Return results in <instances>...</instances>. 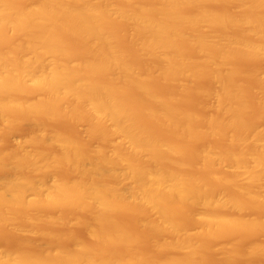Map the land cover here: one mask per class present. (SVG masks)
Returning <instances> with one entry per match:
<instances>
[{"label": "bare ground", "instance_id": "6f19581e", "mask_svg": "<svg viewBox=\"0 0 264 264\" xmlns=\"http://www.w3.org/2000/svg\"><path fill=\"white\" fill-rule=\"evenodd\" d=\"M120 35L128 37L121 39L127 41L126 49L135 46L155 63L135 66L128 61L124 56L133 53L125 55L126 49L118 48ZM239 59L241 63L236 62ZM241 59L251 60L250 67L264 60V0H0V124L29 126L13 148L0 145V226L9 230L21 224L25 230L40 220L49 228L61 218L59 208H71L73 213L61 218L67 222L63 231H42L41 225L40 247L30 249L27 242L26 247L2 249L0 264H204L200 245L216 238L227 239L225 246L232 244L219 249L224 253L231 249L229 255L221 251V258L235 261L237 252L245 249L238 246L236 252L238 242L233 245L231 237L240 231L248 232L238 233L244 237L264 231V72L257 71L262 66L241 68ZM244 75L250 78L249 86L254 82L253 94L242 83L249 81L247 77L239 81ZM153 77L160 85L172 83L171 89L163 85L159 90ZM183 92L200 94L201 102L197 101L206 103L205 110H189L196 99L188 94L192 97L185 100ZM179 96L191 105H180L184 101L179 103ZM251 105L257 108L252 109L254 114ZM247 110L255 118L260 115V120H248ZM60 118L86 124L98 144L92 146L89 135L84 143L80 133L72 135L76 139L51 130L45 120ZM212 139L229 142L225 147L220 142L225 149L216 152L219 142ZM189 144L195 147H188V154ZM184 153L195 154L200 162L214 159V165L224 161L241 169L234 176L227 173L228 178H224L227 171L220 175L223 172L217 170L221 179H212L210 170L207 181L220 183V188L227 183L224 187L231 185V192H221L222 187L219 193L217 183L212 188L202 180L203 174L199 176L212 164L183 167L186 172L198 167V177L184 172ZM57 169H62L59 176ZM124 180L130 185L124 186ZM246 206L262 213L257 210L259 216L247 217L241 214L245 208L248 211ZM43 208L54 209L55 215L40 214ZM75 209L88 218L65 221L74 217ZM122 211L127 212L125 217ZM128 212L133 219L130 226L136 225L135 218L139 229L148 228H142V234L145 230L153 234L146 232L153 237L149 238L153 242H146L149 248H171L173 253L178 249L181 255L168 250L171 256L162 260L139 256L135 237L141 233L137 225L132 226L136 235L127 227ZM190 218L197 227L192 232L185 226ZM77 223L84 226L88 241L72 233ZM256 243L263 242L246 244V252L252 251L247 257L264 252V246Z\"/></svg>", "mask_w": 264, "mask_h": 264}, {"label": "rangeland", "instance_id": "374dc122", "mask_svg": "<svg viewBox=\"0 0 264 264\" xmlns=\"http://www.w3.org/2000/svg\"><path fill=\"white\" fill-rule=\"evenodd\" d=\"M227 7H228V6H227ZM125 29H127V28L124 27V30H125ZM124 30H123V33H121V34H124ZM126 33L128 34V30H127V32H126V30H125V34H124V35H126ZM122 36H123V35H122ZM126 36H128V35H126ZM126 36H125V38H124V36L121 37V35H120V36H118L117 38L120 39V41H121L122 38L127 40L128 37H126ZM119 37H121V38H119ZM118 39H117V41H118ZM70 40H71V39H70ZM71 41H72V40H71ZM120 41L118 42L119 46H118V45H117V46H118V48H120L121 51H124V48H125L124 45L127 46V44H126L127 41H125L126 43L124 42V40H122L121 42H120ZM124 43H125V44H124ZM116 44H117V43H116ZM120 44H122V45L120 46ZM128 45H129V46H132V45L129 44V43H128ZM122 46H123V48H121ZM133 47H134V48H133ZM127 48H128V46H127ZM125 49H126V48H125ZM127 53H133V54H128V55H126ZM124 54L126 55V56H124V57H126V59H127L128 61H130L131 63H133L135 66L138 65V63H139V64H143V65H141V66H149V63H150V66H152L153 63H155V61H153V60H152L153 58L151 59V57H142V56L139 54V52H138V50H137V48H136L135 46H132V48L130 47L129 49H126L125 52H124ZM137 55L140 56V57H138L139 60L137 59L138 62L135 60V58H137V57H136ZM140 58H144V59H141L142 63H140ZM145 59H146V60H145ZM262 59H263V58H262ZM131 60H132V61H131ZM244 60L247 61L246 59H243V60L241 59V61L244 62V65H242L243 67H241V68H244V67H245V70H246V69L249 70L250 68H254V67H255L254 69L257 70V69L259 68V66H262V70H261V71H260V70H257V71H259L260 73L264 72V60L261 61V59H260V60L258 59V60L260 61V62H258V63H259L258 65H257V62H256V63L254 62V63L258 66V68H257V66L250 67V64L248 65V63H249L251 60H250L248 63H245ZM256 60H257V59H256ZM256 60H255V61H256ZM135 61H136V62H135ZM236 62H237V63H241V62H240V59L237 60ZM236 62H235V63H236ZM251 62H252V61H251ZM135 63H137V64H135ZM146 63H147V64H146ZM252 63H253V62H252ZM144 64H145V65H144ZM151 64H152V65H151ZM245 64H247L250 68H247V67H246L247 65L245 66ZM139 66H140V65H139ZM240 66H241V65H240ZM240 66L238 65V67H240ZM251 66H253V64H252ZM242 70H243V69H242ZM254 71H255V70H254ZM259 72H258V73H259ZM240 76L242 77V75H240ZM240 76H239V78H240ZM244 76H245V78H244ZM244 76H243V79H239V81L242 82V80H245L246 77H247V80H245V81H246V82H247L248 80H249V81H248L247 83H245V82H242V83H244L245 85L247 84L248 86H246V87H248V88H249V87L252 88V86L255 87V86H254L253 79H252L253 84H252V82H251L252 86H251V85L249 86L248 83H250V78L248 79L249 76H246V75H244ZM152 80H153V82H155V83L157 82V81H156L157 79H155L154 77L151 79V81H152ZM201 81H203V80H201ZM153 82H152V83H153ZM199 82H200V81H199ZM203 82L205 83V81H203ZM207 82H208V81H206V84H207ZM241 82H240V83H241ZM201 83H202V82L198 83V85L201 84ZM153 84H154V83H153ZM171 84H172V83L169 82V83H165V84L161 83V85H160V84L157 82V83L154 84V85H156L157 88L160 90L161 87H164L163 85H166V88L169 86V88L171 89V87H172ZM208 84H209V83H208ZM255 84H256V83H255ZM201 85H203V83H202ZM245 85H244V86H245ZM169 88H167V89H169ZM162 89H164V88H162ZM246 89H247V88H246ZM248 90H249V89H248ZM251 90L254 91V88L250 89L249 91H251ZM249 91H247L248 95H249ZM252 91H251V93L253 94ZM186 93H187V95H186ZM186 93L183 92V93H180V95L183 96V94H184V96L186 95L187 97L190 96V95H193V96H194L193 99H194V98L196 99V101H195V100H194V101L192 100V102H194V104L192 105V109L190 108L189 110H191V111H197V108H198V110H199V108H200L201 110H200V111H197V112L202 113L201 111H202V110H205V104H206V103H205V101H204L205 104H203V102L201 103V104H203V107H202V108H204V109H202V108H201V104L198 103V101L201 102V100H200V99H199V100L197 99V98H201V97L199 96L200 94L198 95V93H195V92H192V94H190L191 92H189V93L186 92ZM188 94H190V95H188ZM252 94H250V98H252V97H251ZM182 96H179V103H180L181 101H184L183 103L181 102L180 105H183V104H184V105H185L184 107H186V104L189 105L190 102H189V101H186L187 103H185V100H189V98L192 97V96L188 97L187 99L184 97L185 100H184V99H183V100L181 99V98H183ZM252 96H253V95H252ZM202 97H203V96H202ZM250 98H249L248 101L251 103V102H252V99H251V101H250ZM203 99H204V98H203ZM180 100H181V101H180ZM197 100H198V101H197ZM202 101H203V100H202ZM192 102H191V103H192ZM196 102H197L199 105H198ZM191 103H190V105H191ZM252 103H253V102H252ZM190 105H189V106H190ZM195 105H196V106H195ZM197 105H198V106H197ZM252 105H253V104H252ZM252 105L249 106V108H250L251 110H252V109H255V108H254L255 106H252ZM189 106H188L187 108H189ZM194 106H195V109L193 110ZM184 107H183V108H184ZM196 107H197V108H196ZM252 107H253V108H252ZM187 108H186V109H187ZM251 110H250V111L247 110V115L250 117V119L248 118V120H251V121H252L251 117H254V115L250 114L249 112H252V111H253V114H254L255 110L257 111V108H256L255 110H252V111H251ZM203 112H204V111H203ZM257 113H259V111L256 112V116H258V115L260 114V113H259V114L257 115ZM247 115H245V116H247ZM250 115H251V116H250ZM248 116H247V117H248ZM259 117H260V115H259ZM259 117H258V118H259ZM254 118H255V117H254ZM256 118H257V117H256ZM256 118H255V119H256ZM258 118L256 119L257 121L260 120V118H259V120H258ZM45 120L47 121L46 123H48L49 126H50V125L53 126V128H52L51 126H50V127H51V128H50L49 126L47 127V125H44V124H46V123H44V124L42 123L44 126L47 127V129L50 128L51 130H54V131L58 129V130H60L59 133L62 131L61 133H64L65 135L67 134L66 136H69V137H71L72 135H75V134L77 135V134L80 133V134H79L80 136H78V137H79V139H80V137L83 135V136L81 137V139H83V142H84V143H85L84 140H85V139L87 140V138H88L87 136H88V135H89L90 137H92L89 133H87L86 124H83L82 122L71 121L70 119L68 120V118H62V119L60 118L59 120H61V121H59V120L54 121L53 119H52V120H50V119H45ZM49 120H50V121H49ZM66 120H67V121H66ZM41 121H44V120L41 119ZM68 121H71V123L68 122ZM253 121H254V120H253ZM257 121H255V122H257ZM44 122H45V121H44ZM50 122H51V123H50ZM72 122H74V123L72 124ZM75 123H76V124H75ZM78 123H79V124H78ZM10 124H11V123L7 124V127L5 126L6 124H0V130H1V132L3 133V134L1 133L3 137H1V134H0V137H1V139H0V141H1V142H0V145L2 144L3 148H4V147L7 148V147H9V146H11L10 148H13V146L15 145V143H16V142H17V143L20 142V140H22V139L25 137L26 133H27L28 130H29V126H28L27 124H25L24 122H23V123H21V122H16L15 124H14V123H12L11 125H10ZM26 125H27V126H26ZM260 125H261V124H260ZM262 125H263V124H262ZM4 126H5L6 128H5ZM12 126H13V127H12ZM1 128H2V129H1ZM54 128H55V129H54ZM153 128H154V129H157L156 126H154ZM69 130H70V131H69ZM83 132H84V133H83ZM70 135H71V136H70ZM73 137L76 138V139H78L77 136H72V138H73ZM90 137H89V138H90ZM221 137H222V136H221ZM221 137L219 136V138H221ZM84 138H85V139H84ZM92 138H93V137H92ZM92 138H90V139H92ZM217 138H218V137H217ZM217 138H216V139H217ZM81 139H80V140H81ZM93 139H94V138H93ZM222 139H223V138H222ZM222 139H221L220 141H219V139L216 140V141H215V139H212V141L214 140L213 142H217V141L219 142V144H218V148L215 147V146H216L215 143H214V144H215V146H214V145L212 144L213 142H212V141H209V142H212V143H211V144H212V147H213V148L215 147L214 151L216 150V152H217V150H218L219 148H222V147H219L220 142H221V144L223 143L222 145H224V147H225V144H224V143H225L227 140L224 142L223 140L226 139V138H224L223 140H222ZM95 140H96V139H94V141H92V140H91V141H90V140H87V141L91 142L90 144H92V146H93V145L95 144V142L97 141V140H96V141H95ZM210 140H211V139H210ZM87 141H86V143L89 144V142H87ZM222 141H223V142H222ZM81 142H82V141H81ZM192 142H193V141H192ZM218 142H217V143H218ZM228 142H229V141H228ZM228 142H226V143H228ZM84 143H83V144H84ZM93 143H94V144H93ZM190 143H191V142H190ZM196 143H197V142H196ZM88 144H86V146H87L88 148H90V147H89L90 145L88 146ZM97 144H98V142H97L95 145H97ZM186 144H187V142H186ZM229 144H230V143H229ZM12 145H13V146H12ZM84 145H85V144H84ZM95 145H94V146H95ZM222 145H221V146H222ZM226 145H228V144H226ZM86 146H85V147H86ZM191 146H193V144H191ZM191 146H190V144H189L188 146L186 145V149H187L186 152H187L188 154L191 152V150H190V152H189L188 147H189V148H192ZM196 146H197V144H196ZM0 147H1V146H0ZM50 147H52L53 150H54V147H53V146H50V145H48V148H47V149H49ZM193 147H195V144H194ZM224 147H223V148H224ZM227 147H228V146H227ZM230 147H231V145H230ZM223 148H222V149H223ZM228 148H229V147H228ZM7 149H8V148H7ZM50 149H51V148H50ZM224 149H225V148H224ZM51 150H52V149H51ZM219 150H220V149H219ZM220 151H222V150H220ZM192 152H193V151H192ZM187 153H184L185 156H184V155H182L183 157L181 156L182 158H185L184 161L186 162V163H184V162L182 161V165H183V163L185 164V165L182 166V168L184 167V168L190 169V168H193V167H194V166L192 167L191 165H195V164H196V165L198 164V166L201 167V165H202L204 162H206V164L208 163V164H207L208 166H209V164H212V165H210L211 168L209 167V170H208V171H205V170H204V169H205V168H204L205 165H203L204 167L202 166V168H204L202 171H203V172L205 171V173H203V172L201 173V171L199 172V171H198V167L194 168V169H195V170L193 169L194 171H193V170L191 171V172H193V175H194V176H197V177H198V175H197V173H196L197 171L200 173V174L198 173L199 176H200L201 174H203V176L201 175V176H202V180L205 181V179H206L205 182L211 184V185H212V188L214 187V184H216V183H217V184H216L217 186L220 185V183H218V182H216V181H214V180H213L214 182H212V179H214L215 177H216V178H217V177L220 178V176H217V175H219V173H220L221 171H222V172H223V171H225V172L227 171V172H226V177L223 176L224 178H228V175L231 174L230 171H232L233 176L236 175L235 173H233L234 171H235V172H239V173L242 172L241 169L239 170V169H234V168L230 167L229 163H227V164H226V163H223L224 161L221 162L220 160H217L219 163L221 162V163L223 164V166H222L221 163H220V165H217V163H215V165H214L213 163L216 162V161L213 162L214 159H212V160H210V161H208V162H207V161H204V162L202 161V162H200V161H198L199 159L195 156V154L192 155V157H193V156L196 157V158L194 159V158H192L191 156H188ZM186 155H187L188 157H187ZM189 157H191L193 160H191V158H189ZM181 160H182V159H181ZM194 160H195V161H194ZM211 161H212V163H211ZM199 163H202V164L200 165ZM213 165H214V166H213ZM208 166H206V167H208ZM212 166H213L214 168L217 167V168H215L216 170H212V169H214ZM218 166H221V167H219V168H222L223 170H222V169H218ZM184 168H183V169H184ZM183 169H182V171H183ZM187 169H184V170H185L184 172H186ZM207 169H208V168H207ZM59 170H62V169H59ZM59 170L57 169V171H56V172H57V173H56L57 176H59V175L62 174ZM200 170H201V169H200ZM210 170H211L212 172L214 171V173H213L214 176L211 175V176H212V179H211V181L208 182L207 180H209V178H210L209 175L212 174V172H211ZM217 170H219L220 172H219V171L217 172ZM238 170H239V171H238ZM64 171H65V170H64ZM64 171H63V172H64ZM189 171H190V170H188L186 173L192 175V173L189 172ZM194 172H195V173H194ZM206 172H207V173H206ZM215 172H216V173H215ZM229 172H230V173H229ZM223 173H224V172H223ZM223 173H221L220 175H225V173H224V174H223ZM227 173H229V174H227ZM232 174H231V176H232ZM63 175H67V174L64 173ZM207 175H208V177L206 178ZM201 176H200V177H201ZM200 177H199V179H200ZM229 177H230V176H229ZM221 178H222V177H221ZM221 178H220V179H221ZM217 180H218V179H217ZM126 182H127V183H126ZM130 183H131V182H130L129 180H124L123 185H124V186H127V185H130ZM213 183H214V184H213ZM223 184H224V183H223ZM225 184L229 186V184H227V183H225ZM216 185H215L214 188H217ZM226 185H222V184H221V186L223 187V189L221 190L222 187L220 188V186H219V189H218V190L216 189V190L219 191V193H220V190H221V192H223L224 190H226L225 192H229V191L232 189V188H231L232 186L230 185L229 188H228V186H227V188L225 189ZM224 186H225V187H224ZM216 190L214 189V191H216ZM230 192H231V191H230ZM246 207H247L248 211H247L246 208H245V211L243 210L244 212L241 211L242 213H241V212H240V213L243 214V215H246L247 217H249V214H253V215L255 214V215L257 216L259 213H255V212H258V211L262 213V210H258L259 208H257V210H258V211H257L256 209H252L251 206H246ZM248 207H249V208H248ZM253 208H254V207H253ZM50 209H51V208H50ZM57 209H58V208H56V210H57ZM66 209H67V208H66ZM66 209L63 208V209L61 210V209L59 208V209H58V212L56 211V213H57V214L59 213V214L61 215V218H65V217L67 218L68 215L71 216L73 213H72V214L70 213V212H71V208L69 209L70 211H68V209H67V210H66ZM243 209H244V208H243ZM41 210H42V211H41ZM41 210H38L40 214H47L46 212H48V214H49V213H52V211H53L54 209H52L51 212H50V210L48 211V208H47V211H46V209H45V211H43L44 208L41 209ZM59 210H60V211H59ZM252 210H253V211H252ZM35 211H36V210H35ZM38 211H37V212H38ZM61 211H62V212H61ZM65 211H66V212H65ZM73 211H75V212H74V213H75V214H74V217H71L69 220H66V219H65V221H71L72 218H73V219H72V221H73V220H75V219H74L75 217H78V218L81 220L82 215L80 214V212H79L78 214H76V212H78V211H82V210H77V211H76V209H75V210H73ZM73 211H72V212H73ZM127 211H128V210H127ZM223 211H224L223 213H225V210H223ZM254 211H255V212H254ZM31 212H32V211H31ZM44 212H45V213H44ZM122 212H124V214H123L124 216H123V217H125L127 212H126V211H122ZM125 212H126V213H125ZM228 212H229V211H228ZM81 213H86V212H83V211H82ZM119 213H120V212H119ZM129 213H130V212H128V214H127V215H128V218H129ZM221 213H222V212H221ZM240 213H239V215H240ZM52 214L55 215V212L52 213ZM86 214H87V213H86ZM86 214H84V215H86ZM120 214H122V213H120ZM120 214L116 213V216H117V215L120 216ZM133 214H134V213H133ZM225 214H227V212H226ZM75 215H76V216H75ZM77 215H78V216H77ZM84 215H83V216H84ZM88 215H89V214H88ZM253 215L250 216V217H253ZM259 215H260V214H259ZM259 215H258V216H259ZM21 216H22V215H21ZM21 216H18V217H17V214L15 215V217H17V218H20ZM57 216H59V215H57ZM62 216H63V217H62ZM64 216H65V217H64ZM72 216H73V215H72ZM131 216H132V215H130V217H131ZM85 217H86V216H84V218H83V217H82V218H83V219H87V218H88V216H87V218H85ZM120 217H121V220H122L123 217H122V216H120ZM134 217H135V215H134ZM136 217H137V216H136ZM244 217H245V216H244ZM17 218L15 219V221L17 220ZM21 218H22V217H21ZM58 218H59V217H58ZM61 218L57 219L58 221L56 220V222H54V223H56V224L53 223V225L50 226L49 228L46 227V225H48L49 223H47V224H46V223H43V225H42V224H40V223L42 222V221H40V220H38V222H40V223H38V224H37V221H35V223H36L35 225H34L33 222H32V224H31V225H33V226H32L33 228H31L32 230H31V229H27L28 226L31 227V225H28L27 227H25L27 230H26L25 228H24L25 230H23V229L21 230V224H18V226L20 225V226H19L20 228H19L17 225L15 226V224H14L15 227H18V228H19V230H18L19 232H14L13 229H14L15 227H14L13 229L9 228V225L12 227L13 224H9V225L7 224V225H8L7 227L9 228V230H7V228L4 229V225H5V224H4L2 227L0 226V254L2 253V251H3L5 248L12 247V246L16 247L17 245H20V244L26 247V246L29 244V242H30V245H31V246L29 245V246H30V249L32 248V246H33V248H34L36 245H38L37 247H40V246L43 245V243H44L43 240H42V238H41V236H40V231H41V229H42L41 225L44 226V228H46V229L43 228L44 230L42 229V231H48V230H49V231H52V232H55V231L58 232L60 229L63 231V230H65V229L63 228V226H64L65 223H67V222L64 223V222H63L64 220L61 219ZM78 218H76V219H78ZM116 218L119 219V217H116ZM126 218H127V217H126ZM185 218H187V217H185ZM83 219H82V220H83ZM124 219H125V218H124ZM124 219H123V220H124ZM136 219H138V217H137ZM19 220H20V219H19ZM121 220H120V222H121ZM127 220H128V219H126L125 222H126ZM130 220L133 221V219L129 218L127 227H128V228L131 227L129 230H131V232L134 233L135 235L137 234L138 231H140V233L142 234V230H144L145 228L148 229L147 227H142L143 225H142L141 227L144 228V229H142L141 227H140L141 229H139V226H140L141 223H140V224L138 223V224H139V226H138V225H137V220H135V218H134V221L136 222L135 224L137 225V227H138L139 230L136 229V228H137L136 225H132V226L136 227V228H134V227L132 228V226H130L131 224H129V223H131ZM139 220H140V219H139ZM139 220H138V222H139ZM187 220H189V217L187 218ZM187 220L185 219V221H187ZM59 221L62 222L61 225H60V222H59ZM118 221H119V220H118ZM129 221H130V222H129ZM140 221H141V220H140ZM182 221H183V219H182ZM185 221H184V222H185ZM190 221H191L190 223H189V221H187L185 224H187V225H190V224H193V225H194V224H195L192 218H190ZM192 221H193V222H192ZM19 222H20V221H19ZM21 222H22V221H21ZM43 222H45V221H43ZM57 222H58V223H57ZM73 222H74V221H73ZM23 223H25V221H24ZM63 223H64V225H63ZM132 223H133V222H132ZM142 223H144V222H142ZM25 224H26V223H25ZM77 224H78V223H77ZM133 224H134V223H133ZM39 225H40V226H39ZM50 225H51V223H50ZM70 225H71V224H70ZM123 225H125V224H123ZM187 225H185V226H186V228H189V230H191V228H193V227H194L195 229L197 228V227L195 226L196 224H195L194 226H191V227H188ZM23 226H24V224H23ZM48 226H49V225H48ZM58 226H60V227H58ZM66 226L69 228L68 225H66ZM71 226L73 227V225H71ZM144 226H145V223H144ZM5 227H6V225H5ZM30 227H29V228H30ZM64 227H65V226H64ZM72 227H71V229H72ZM125 227H126V226H125ZM18 228H16L15 230L17 231ZM37 228H38V229H37ZM39 228H41V229H39ZM194 228L192 229L193 231H195ZM10 229L13 230V231H10ZM82 229H85L84 226L82 227V226H80V224H78L77 226L74 225L73 230H71V231H72V233H73V232L75 233V235H74L75 237H78V238H81V239H82L81 236H83L84 239L88 241L89 239L86 237V235H84V234H86V233H85L86 231L84 232ZM132 229H134L135 232H136V230H137V232H136V233L133 232L134 230L132 231ZM39 230H40V231H39ZM61 230H60V231H61ZM189 230H188V231H189ZM192 230H191V232H192ZM23 231H25V233H24ZM69 231H70V228H69ZM71 231H70V232H71ZM147 231H148V230H145L144 232H145V235H146L145 237H146L148 240H147L146 238L144 239V237H143L144 232H143L142 235H141L140 233H138V234H140V236L138 235L140 238H139V237L137 238V235H136V237H135V238H136L135 242L137 243V244H136V245H137V246H136V249H137V250H135V251H137V253L139 254V256H141V254L144 253V254H148V255H150L151 257H154V258L156 257L155 259H157V260H162L165 256H167L166 254H168V257H170V256H171V253H170V252L168 253V252H166V251H168V250H171V251H172L173 249H171V248H170V249H167V248H166V250H165V249L162 247V250H161V248H160L159 246L157 247V246H155V245H153V246H154V247H157V248H156L157 250H156V249L154 250V249H153L154 247L151 246V245H150V248H149V246L147 245L146 242L149 241V240H151V239H149V238H150V236L152 237L153 234H152L150 231H149V232H147ZM22 232H23V233H22ZM37 232H39V233H37ZM146 232H147V233H151L152 235L150 234V236L148 237V236H147L148 234H146ZM240 232L246 233L247 231H240ZM240 232L235 233V234H237V236H234L233 234H232L233 237H231L232 235H231V236H230V235L227 236V238L231 237V238L233 239V240L230 239L231 241L228 240L229 242H233V245H235V244L238 242V245H235V246H236V248H235V249H236V252H237V250H240L239 248H237L238 246L241 248V250L243 249L242 247H244V249H245V250L243 249V250H244V251H243L244 253L241 252V251H238L239 253L241 252V253L239 254V253L237 252V255H235V256H236V259H235L236 262L233 261V259H230V260H229L228 258H230V257H228V258H227L228 260H227V259L225 258V257H226L225 255H223V256H225V257H223L224 259L221 258V256H222L221 251H223V250L220 251L219 249H224L225 247H228V245H231V247H232V244H230V243H228V245H226V246L223 244V243H225V242L227 243V239H225L226 241H222L224 238H223L222 240L220 239V241H219V238H218V239L216 238V240H213V241H211L212 239H210V240L208 241L207 239H209V238H205V239L202 238L201 240H203L204 242H205V240H207L208 242L206 241L205 243H202V245H200L201 247H202V246L204 247L203 249H201V247H200V249L202 250V251L200 250V252L202 253V254L200 253V256H201V255H204V259L202 258L201 261H202L204 264H211V263H212V264H214V263H215V264H216V263H217V264H221L222 262H221V263H218V261H221V260H223V263L229 262L230 264H249V262H254V263L264 264V257H263V256H264V255H263L264 252L262 253V251H259V253L257 252L258 254L255 253L254 255H251L250 257H247V256H248V254H250L252 251L250 252V251L248 250L249 253L246 252V251H247V249H246V244H247V246H249V242H253V241H254V242H260V243L263 242L262 245L264 246V235H263V234H264V231H263L262 234H261V231H260V233H259V232L257 233V231H255L254 233H256V234H258V235H256V234L253 233V234H254V237H252V236H253L252 233H251V235H250V233H249L248 236H245V237H247V238H245L243 235H238V233L240 234ZM19 233L22 234V235H24V236H23V237L20 236ZM74 233H73V234H74ZM76 233H77V235H76ZM247 233H248V232H247ZM244 235H246V234H244ZM249 235L251 236V238H248V237H250ZM158 236H159V235H157V236H155V237H157V238H160V237L165 238V237H166L167 239H168V237H169V236H166V235H165V236H164V235H161V236H159V237H158ZM19 237H20V240H19ZM27 237H28V238H27ZM86 238H87V239H86ZM27 239H28V240H27ZM138 239H139V240H138ZM152 239H153V237H152ZM18 240H19V242H18ZM26 240H27V241H26ZM137 240H138V242H137ZM201 240H200V242H202ZM17 242H18V243H17ZM27 242H28V244H27ZM89 242H90V241H89ZM149 242H153V241H149ZM149 242H148V243H149ZM245 242H246V243H245ZM226 243H225V244H226ZM234 243H235V244H234ZM15 244H16V245H15ZM152 244H153V243H152ZM200 244H201V243H200ZM221 244H223L224 246H223V247H220V246H222ZM252 244H253V243H251V245H252ZM256 244H257V243H256ZM204 245H205V246H204ZM257 245H258V244H257ZM260 245H261V244H260ZM260 245H258V246H260ZM262 245H261V246H262ZM29 246H28V247H29ZM134 246H135V245H134ZM235 246H233V248H234ZM14 247H13V248H14ZM37 247H35V249H36ZM151 247H153V248H151ZM233 248H232V249H233ZM247 248H248V247H247ZM2 249H3V250H2ZM116 249H117V248H116ZM134 249H135V248H134ZM226 249H227V248H226ZM228 249H229V248H228ZM228 249L225 251V253H224V251H223V253L226 254L227 251H228ZM138 250H139L141 253H140ZM163 250H164V251H163ZM177 250H178V249H174V252L176 253V256H180V255H181V254H180V251H181V250H179V253L177 252ZM230 250H231V249H230ZM230 250H229L228 253H227L228 255H229ZM219 251H220V252H219ZM233 251H234V249H233ZM233 251H232V253H233ZM257 251H258V250H257ZM263 251H264V250H263ZM181 252H182V251H181ZM236 252H235V253H236ZM255 252H256V251H255ZM175 253H173V251H172V254L175 255ZM177 253H178V254H177ZM232 253L230 254L231 257H232V255L234 256V254H232ZM245 253H246V254H245ZM253 253H254V252H253ZM260 253H262V254L260 255ZM227 254H226V255H227ZM238 254H239V255H244V256H243L244 258H242V256H241V258H239L240 256H239ZM251 254H252V253H251ZM142 255H143V254H142ZM148 255H147V256H148ZM169 255H170V256H169ZM174 255H173V256H174ZM245 255H246V257H245ZM262 255H263V256H262ZM150 256H148L147 258H151ZM237 256H238V257H237ZM259 256H260V257H259ZM141 257H144V256H141ZM145 257H146V255H145ZM201 257H202V256H201ZM154 258H152V259L154 260ZM159 258H162V259H159ZM166 258H167V257H166ZM220 258H221V260H220ZM233 258H235V257H233ZM225 259H226L227 261H226ZM256 259H257V260H256ZM203 260H204V261H203ZM155 261H156V260H155ZM205 261H206V262H205ZM225 261H226V262H225ZM230 261H231V262H230ZM232 261H233V262H232ZM202 262H201V263H202ZM223 263H222V264H223ZM229 263H228V264H229ZM226 264H227V263H226ZM250 264H251V263H250Z\"/></svg>", "mask_w": 264, "mask_h": 264}]
</instances>
